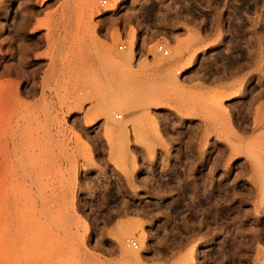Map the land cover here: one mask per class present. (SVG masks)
I'll list each match as a JSON object with an SVG mask.
<instances>
[{
	"label": "rangeland",
	"instance_id": "374dc122",
	"mask_svg": "<svg viewBox=\"0 0 264 264\" xmlns=\"http://www.w3.org/2000/svg\"><path fill=\"white\" fill-rule=\"evenodd\" d=\"M102 1L0 0V146L35 180L0 264H264V0ZM19 26L48 32L40 83ZM240 83L229 126L211 92Z\"/></svg>",
	"mask_w": 264,
	"mask_h": 264
},
{
	"label": "bare ground",
	"instance_id": "6f19581e",
	"mask_svg": "<svg viewBox=\"0 0 264 264\" xmlns=\"http://www.w3.org/2000/svg\"><path fill=\"white\" fill-rule=\"evenodd\" d=\"M242 2H247V0H241ZM246 3H244L245 5ZM249 4V3H248ZM130 5V4H129ZM242 10V9H241ZM17 11V10H16ZM7 24V23H6ZM9 24V23H8ZM234 45H236L235 43H232L230 45V47H234ZM237 46V45H236ZM178 54L181 53L182 49L178 48ZM132 49H130L126 55L128 54L129 56V64L133 63V59L134 56L132 55ZM176 54V53H175ZM174 54V55H175ZM173 55V56H174ZM159 56V55H158ZM157 56V57H158ZM163 56V55H162ZM127 57V56H126ZM160 57V56H159ZM164 57V56H163ZM167 57V56H166ZM223 57V56H222ZM162 58V57H161ZM221 58V57H220ZM223 59V58H222ZM228 59V63H233L232 65H234V62L236 61L235 59L231 58V57H227ZM193 58H191L184 66H182L180 69H177L175 74L176 77H178V73H181L182 70L184 68H189L192 64H193ZM158 63H161V60L158 61ZM162 64V63H161ZM124 65V64H123ZM127 68V67H126ZM174 74V73H173ZM175 74L172 75L175 78ZM231 75V74H230ZM178 79V78H177ZM178 82V80H177ZM178 86H180V84H178ZM231 90H227V89H218V90H214L211 92V101L213 104V107L219 111H221L223 118H227L228 122H229V126H231V117H230V108L224 106L223 101L227 98H229L230 96L234 95V96H241V94L245 93L244 90L242 89L241 83L234 85L232 88H230ZM157 100V99H155ZM161 100V99H160ZM153 102V101H152ZM125 103V102H123ZM158 104L159 106H163L164 104L168 105L167 101H157V102H153V104ZM122 101L118 102V105H121ZM149 119L151 120L152 124H153V133L154 135L162 142H164V138L162 136V134L160 133V129H159V122L158 119L156 117H149ZM96 118H92L91 120L88 121L89 126L91 124H93L95 122ZM0 122H2V118L0 116ZM125 131V130H123ZM127 131V130H126ZM125 131V132H126ZM124 132V133H125ZM123 135V134H122ZM107 136V135H106ZM126 134H124L123 137H125ZM1 138V136H0ZM109 138V137H108ZM109 141V140H108ZM152 141H150L149 143H151ZM8 144V143H7ZM233 144V143H232ZM4 145V144H2ZM0 146V247H4L2 246L3 242L5 243L9 240H11L12 242L14 241L15 245L17 246L16 242L19 241L20 239V235H21V228L24 229V227L30 229L29 224H31V222L33 221V218L35 216H32L34 213L28 211L26 209L27 212H30L29 217L28 214H26V218H23L22 216V207L24 205L28 206V207H32L34 205V194H33V189H34V184H35V180L33 179L32 175H27L25 176L24 174H20L18 172V163H10L8 162V158H7V151H5V147L4 146ZM15 146V145H14ZM7 147V146H6ZM232 147V146H231ZM12 148V147H11ZM15 148V147H14ZM233 149V148H232ZM13 151V150H12ZM17 151V150H16ZM241 150H239V148L236 149L235 147V155H238L240 153ZM234 152V151H233ZM9 153V152H8ZM11 153V152H10ZM14 153V152H13ZM14 155V154H13ZM11 156V155H10ZM13 160V159H12ZM10 160V161H12ZM16 160V157H15ZM20 161V160H19ZM20 168V167H19ZM20 170V169H19ZM24 175V177H23ZM34 175V174H33ZM22 181L24 183H22ZM21 183V184H19ZM19 184V185H18ZM22 187L27 188L28 190V195L27 192L26 193V199H24L22 197V194L19 192L18 187ZM21 190H23L22 188H20ZM20 190V191H21ZM26 190V189H25ZM24 195V193H23ZM24 204V205H23ZM23 205V206H22ZM27 208V207H26ZM33 208V207H32ZM29 210H32L31 208H29ZM35 209H33L34 212ZM28 216V217H27ZM33 217V218H32ZM35 220V218H34ZM35 223V222H34ZM33 223V224H34ZM32 226V225H31ZM89 230V226L88 224H86V231ZM29 231V230H28ZM23 233V232H22ZM31 233V232H30ZM28 234V233H27ZM22 236V235H21ZM24 236V235H23ZM22 236V237H23ZM31 237V236H30ZM29 237V238H30ZM9 239V240H8ZM28 239V238H27ZM22 241V240H21ZM10 242V241H9ZM11 242V243H12ZM6 244V243H5ZM10 244V243H9ZM13 244V243H12ZM27 244V243H26ZM12 245V246H15ZM19 245V244H18ZM32 245V244H31ZM126 245V244H125ZM23 246V245H22ZM127 247V246H126ZM2 248H0V250H3ZM9 248V247H7ZM125 249V248H124ZM8 250V249H7ZM16 250V247H15ZM6 251V250H4ZM3 251V252H4ZM9 251V250H8ZM7 252V251H6ZM11 252V251H10ZM18 253V252H17ZM134 253V252H133ZM2 254V253H1ZM135 255H140L138 253H135ZM32 263V262H31ZM184 264H189L188 263V259L184 260Z\"/></svg>",
	"mask_w": 264,
	"mask_h": 264
},
{
	"label": "crops",
	"instance_id": "0c3cea01",
	"mask_svg": "<svg viewBox=\"0 0 264 264\" xmlns=\"http://www.w3.org/2000/svg\"><path fill=\"white\" fill-rule=\"evenodd\" d=\"M34 24V23H33ZM9 28L4 31V38L9 35ZM48 32L39 30L35 34L25 35L22 26L15 28V77L23 81L28 76L32 78L34 72H39L37 81L40 83L43 73L51 64V58L45 56L50 53L49 41L46 39ZM30 38L28 41L27 38Z\"/></svg>",
	"mask_w": 264,
	"mask_h": 264
},
{
	"label": "built area",
	"instance_id": "2783aa9c",
	"mask_svg": "<svg viewBox=\"0 0 264 264\" xmlns=\"http://www.w3.org/2000/svg\"><path fill=\"white\" fill-rule=\"evenodd\" d=\"M103 4H106L107 3V0H103L102 1ZM125 46H120L121 49H123ZM156 51L163 54L164 56H167L169 55V50L165 47V45L163 43H159L157 46H156ZM118 118H121L122 116L121 115H117ZM129 244L135 248V249H138L139 248V245L137 244L136 241L134 240H130L129 241Z\"/></svg>",
	"mask_w": 264,
	"mask_h": 264
}]
</instances>
